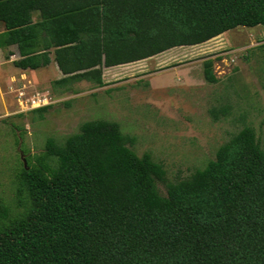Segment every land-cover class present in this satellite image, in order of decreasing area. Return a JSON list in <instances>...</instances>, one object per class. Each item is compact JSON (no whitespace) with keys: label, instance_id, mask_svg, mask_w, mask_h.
Here are the masks:
<instances>
[{"label":"trees","instance_id":"obj_1","mask_svg":"<svg viewBox=\"0 0 264 264\" xmlns=\"http://www.w3.org/2000/svg\"><path fill=\"white\" fill-rule=\"evenodd\" d=\"M256 25L264 30V0H0L5 60L13 46L18 69L53 61L52 86L73 93L80 80L103 86V67ZM255 47L264 61V41ZM211 66L202 61L207 82ZM132 141L92 119L26 156L15 190L23 211L10 217L0 201V264H264V149L250 125L173 181Z\"/></svg>","mask_w":264,"mask_h":264},{"label":"rangeland","instance_id":"obj_2","mask_svg":"<svg viewBox=\"0 0 264 264\" xmlns=\"http://www.w3.org/2000/svg\"><path fill=\"white\" fill-rule=\"evenodd\" d=\"M262 41L261 25L237 26L199 44L103 67V86L80 80L72 85L75 93L52 86L60 77L53 61L34 70L18 69L0 50V201L8 215L23 211L15 196L22 160L41 151L47 137L60 143L86 120L116 122L122 133L133 137L128 144L133 152H149L170 181L202 167L243 125L254 129L264 149V61L255 47ZM206 58L212 60L215 82L203 77ZM21 86L27 92L48 91L52 102L40 114H17L14 92ZM221 106L227 112L213 117L210 110ZM154 183L165 195L163 183Z\"/></svg>","mask_w":264,"mask_h":264},{"label":"built area","instance_id":"obj_3","mask_svg":"<svg viewBox=\"0 0 264 264\" xmlns=\"http://www.w3.org/2000/svg\"><path fill=\"white\" fill-rule=\"evenodd\" d=\"M14 58V54L9 55ZM9 60V59H8ZM10 89V85L8 86ZM15 103L17 106V112H25L31 109H35L38 107H42L48 105L52 102L51 97L48 94V91H38L33 90L31 92H27L23 86L15 88Z\"/></svg>","mask_w":264,"mask_h":264},{"label":"crops","instance_id":"obj_4","mask_svg":"<svg viewBox=\"0 0 264 264\" xmlns=\"http://www.w3.org/2000/svg\"><path fill=\"white\" fill-rule=\"evenodd\" d=\"M7 50H9V51H11V50H13V52H11V54L10 55H12V54H14V57H15V55H16V52H15V50H14V47L13 46H10V47H8L7 48ZM54 63V62H53ZM54 65H55V63H54ZM55 67H56V65H55ZM57 68V67H56ZM58 70V69H57ZM59 72V71H58ZM59 74H60V72H59ZM12 77V76H11ZM58 78V77H57Z\"/></svg>","mask_w":264,"mask_h":264},{"label":"water","instance_id":"obj_5","mask_svg":"<svg viewBox=\"0 0 264 264\" xmlns=\"http://www.w3.org/2000/svg\"><path fill=\"white\" fill-rule=\"evenodd\" d=\"M23 161V164H24V160H22Z\"/></svg>","mask_w":264,"mask_h":264}]
</instances>
